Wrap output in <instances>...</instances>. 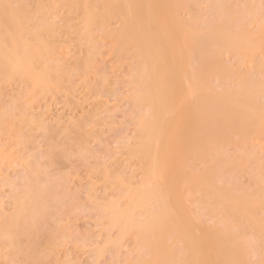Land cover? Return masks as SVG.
<instances>
[{"label": "rangeland", "instance_id": "1", "mask_svg": "<svg viewBox=\"0 0 264 264\" xmlns=\"http://www.w3.org/2000/svg\"><path fill=\"white\" fill-rule=\"evenodd\" d=\"M140 1L143 27L157 34L154 0ZM93 7L102 11L98 3ZM26 9L24 36L38 32L55 42L34 63L37 86L27 75L0 82V264L238 263V245L250 264H264V116L255 107H264V0H170L165 6L176 51L190 35L216 38L221 66L206 69L207 86L183 60L165 71L143 70L134 31L130 40L113 34L134 21L130 15L112 11L105 24L84 30L78 9L65 0ZM226 34L239 40L233 48L220 40ZM245 84L253 89L247 102L236 94ZM197 90L208 93L207 102H223L209 122L224 134L215 130L210 143L201 136L185 147L182 101L192 102ZM163 104L167 112L173 107L169 116ZM162 111L158 121L166 124L153 147L151 176L135 149L141 124ZM124 210L128 223L118 220ZM149 213L169 218L167 229L161 224L158 253ZM143 224L148 228L138 234Z\"/></svg>", "mask_w": 264, "mask_h": 264}, {"label": "bare ground", "instance_id": "2", "mask_svg": "<svg viewBox=\"0 0 264 264\" xmlns=\"http://www.w3.org/2000/svg\"><path fill=\"white\" fill-rule=\"evenodd\" d=\"M17 1L18 3L16 5H13V2H14L13 0H0V82L2 81L5 75H14L15 77H21V76L25 77V75H27L28 77H30L34 86H37L38 81H36V78L39 77V73L37 72V68L34 66V63L42 56L43 53H48L52 50V48H54L55 41L53 40L44 41V39H42L40 36L41 34L38 32H31L29 37H25L24 33L27 32V29L23 26L22 19L28 18V11L26 9L28 5L34 4L37 8L40 9V8H43L45 4L51 0H17ZM54 1H57V0H54ZM65 1H67L69 5L75 6L78 9L80 17L85 21L84 30L90 29L93 25L105 24L108 20L109 12H112V11L113 13L120 12L122 13V15H125V16H129V15L132 16L134 19L132 23L124 24L123 28L120 31L114 32L113 34L118 40H130L131 32L132 30L134 31L135 33L134 38H133L134 44H135L134 46L136 48L138 63L140 64L143 70L144 68L149 71L152 70L151 73H153V68L159 67L162 71H165L166 69H171L173 66L178 64L179 61L183 60L185 62L184 64H182L183 67L191 68L190 71H192L193 73L191 74L190 72V74L197 76L199 78L198 83L200 85L207 86L206 74L208 70L206 69H211L212 65L213 67H215L216 65L221 66L219 63H217L218 59H215L216 57L218 58V56L216 55H218L220 48H215V49L213 48V45H215L214 42L216 38L211 36V34L208 32H203V33H200L199 35H194V36L190 35L188 37V41L182 43L183 45H182L181 52L178 49L180 47L177 48L179 50V51L177 50L179 53L175 49H173V47H175L173 46L175 43V39H174L175 35H168L167 33L168 29L164 22V18H165L164 15L166 16L165 6L168 4V2H170V0H163L161 4H159L160 0H154V3H153L154 10H152V12L156 15L157 17L156 21L158 22V24H155L153 26L158 25V27L160 28V29L156 28L158 31L157 34L152 33L153 31L152 26L148 27V29H145L143 27L142 19L143 17H145V10L142 11V7L139 6L141 3L140 0H65ZM97 3L102 7V11H96L94 9L93 5ZM172 3L176 7V5L174 4L176 2L171 1V4ZM153 4H151V6ZM138 7H140L141 10H139ZM157 7L161 8L163 13L162 11H159ZM175 13H176L175 11L174 13L169 12L167 16L175 17L176 15ZM150 17L154 18L152 17V15ZM44 31H45V34L47 35L52 34V29L49 26H46ZM221 39L227 42L226 45H228L229 48H233L235 45H237V41H239L232 34L223 35V37L220 38V40ZM242 49L247 50L248 56H251V52H252L251 48H246L244 45H242ZM195 58H197V60L199 61V64L197 66H193V59ZM183 83H185V81ZM145 84L146 82L142 83V86L145 87ZM187 90L190 91L188 88ZM145 92H146V95L147 96L150 95L149 98H151L152 89H151V93H150V88L146 89ZM182 94L184 93L182 92ZM236 94H239L238 95L239 101L243 100L247 102L248 100L252 99L251 96H253V89L251 85L245 84L242 87V89L239 91V93H236ZM156 95L158 94L156 93ZM162 97L163 96H159V98H162ZM209 97L210 96L208 95V93L197 90V92H195L194 94L192 102H189V103L185 101L183 102L182 101L183 99L178 98L183 103V104L180 103V105L182 104V110H183V123H182L183 130H185L186 132L185 135L187 138V141H186L187 143L185 142V147L195 146L196 143H198L197 139L201 136L202 138L204 137V140L206 143H210L215 130H217V133L224 134L223 131L218 130L216 128L217 127L216 123L209 122V118H211L210 116H212L213 121H216L215 118H213L215 116L214 114L216 112L217 114L218 113L221 114L223 110V107H222L223 102H221L219 99H217L213 103L207 102ZM175 98H177V96ZM162 101H164V97ZM165 104L167 106V109L172 106V105L168 106L169 105L168 100H167V103ZM163 107H165V105L162 106V108ZM255 107L258 109L261 116H264V107L263 106L262 107L255 106ZM172 108H170L171 111H172ZM163 109H165V112H166V114L164 115L169 116V114L172 113V112L169 113L170 109L167 112L166 107ZM163 112L164 111L156 115L151 114V117L153 119L155 118L157 120V123H155L153 119H151L141 124L140 130L143 134V138L137 142L136 149H135L138 152V155L144 158L145 160L144 165L145 167H147L145 171L146 173L151 174V176H153L152 170H153V167L155 166V161L157 158L155 156V152L153 153L154 151L153 147H155V141L158 139L160 132L163 131V128L166 124V123L164 124L163 121L162 122L158 121L160 117L163 115ZM246 119L248 120V117H246ZM180 121H181V118H180ZM251 129H252V133L256 132L257 130L256 123H253V122L251 123ZM157 143L158 142H156V147H157ZM166 147H168V144L166 145ZM160 150H161V153L159 154H162V149L160 148ZM162 157L164 158L165 155ZM172 169L174 170L173 167ZM192 183L195 188H200L199 181L197 179H195ZM30 196L31 198L33 197L31 194ZM28 199L30 200V198ZM29 211H32V209H30ZM32 214L34 213L32 212ZM149 215H151V219H149L150 221L147 220L148 222L147 221L146 222L149 223L152 220L153 222H155L153 225V231H155L157 234V241L154 244V252L158 253L163 245V239H161L163 227L161 226V224L163 223L164 228L167 229L169 227V218L167 215H164V214H162L161 216L160 213H149ZM32 219H33V216H32ZM118 220H120V222L123 221V222L128 223L130 220L128 210H124V212L119 215ZM171 223L173 224V221ZM144 224L141 225L142 228H138L136 230L138 234H141L143 231H145L148 228V227H144ZM155 224L157 225L155 226ZM124 225L125 223L123 224V227ZM235 250L239 254V262L236 263L234 260H230L226 258V261L223 264H250L245 259L246 256L244 257L243 254L241 253L239 245L238 247L235 248ZM32 264H36V262L33 261ZM151 264H164V262L161 260H158ZM167 264H171V260L167 261Z\"/></svg>", "mask_w": 264, "mask_h": 264}]
</instances>
